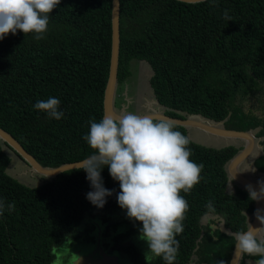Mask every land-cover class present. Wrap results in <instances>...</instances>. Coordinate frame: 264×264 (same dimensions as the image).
Listing matches in <instances>:
<instances>
[{
    "label": "trees",
    "instance_id": "1",
    "mask_svg": "<svg viewBox=\"0 0 264 264\" xmlns=\"http://www.w3.org/2000/svg\"><path fill=\"white\" fill-rule=\"evenodd\" d=\"M225 11L230 20L224 19ZM110 17L111 0H61L49 16L44 39L17 32L0 41V128L43 167L82 161L91 154L83 136L89 121L99 122L103 115ZM132 60L149 65L153 99L167 116L201 115L223 121L227 130H258L257 136L264 138V116L236 104L264 83V0H120L118 96L131 75ZM48 97L60 100V120L34 109ZM177 130L187 135L186 129ZM189 147L191 159L204 168L192 191L181 193L189 209L184 231L176 237L175 264H229L234 249L230 233L246 230L254 210L247 191L236 185L233 192L227 189L226 165L242 146L215 148L191 141ZM11 155L22 160L0 141V199L6 206L15 203L14 210L5 207L0 215V264H53L57 257L70 264L78 245L97 242L91 226L84 229L83 242L73 233L81 223L96 227V221L112 229L113 248L125 252L130 264H146L133 246L142 224L119 212V184L107 168L101 175L113 195L100 209L86 199L92 189L85 172L41 177L40 184L29 187L6 172ZM261 160L264 150L254 165ZM210 201L212 207H207ZM211 214L216 218L203 223ZM256 259L245 256L239 264ZM151 264L163 261L155 258Z\"/></svg>",
    "mask_w": 264,
    "mask_h": 264
},
{
    "label": "clouds",
    "instance_id": "2",
    "mask_svg": "<svg viewBox=\"0 0 264 264\" xmlns=\"http://www.w3.org/2000/svg\"><path fill=\"white\" fill-rule=\"evenodd\" d=\"M61 0H0V41L9 34L22 32L37 41L44 39L49 16ZM224 19L230 20L227 11ZM60 100L48 97L38 100L34 109L45 113L49 119L60 120ZM90 128L83 136L91 154L79 164L86 173L92 191L86 199L102 209L113 190L104 187L102 171L108 169L110 177L119 184L117 203L126 211L127 219L142 224L139 239L147 243L144 258L151 264L160 258L163 264H175L179 250L176 239L184 231L183 221L189 205L184 195L189 194L200 182L204 165L195 163L189 147V136L177 130L168 118L153 119L147 115L127 112L119 117L104 115L97 122L89 121ZM255 171V169L253 170ZM234 179V177H233ZM259 191L246 186L249 199H264V181H258ZM207 207H212L208 202ZM5 207L11 212L15 203L5 205L0 199V215ZM256 218L264 225V216L257 211ZM234 240L236 258L259 257L254 264H264V227L254 228L248 220L246 230L230 233ZM53 253L57 252L53 248ZM75 257L79 264L80 257ZM53 264H62L57 257ZM223 264V262H219ZM251 264V261H249Z\"/></svg>",
    "mask_w": 264,
    "mask_h": 264
},
{
    "label": "water",
    "instance_id": "3",
    "mask_svg": "<svg viewBox=\"0 0 264 264\" xmlns=\"http://www.w3.org/2000/svg\"><path fill=\"white\" fill-rule=\"evenodd\" d=\"M181 3L194 4L204 2L206 0H175ZM111 48L110 59L108 68V77L103 93L102 110L103 115H112L113 117H119L125 114V107L121 111L115 109V97L118 85L117 73L119 65V51H120V0H111ZM152 106L149 107V111L140 115H147L153 119L168 118L175 122L176 126L186 129V131L194 130L199 131L205 135L204 139L211 142V144H201L214 147L223 148L232 145L242 146L239 152L227 163L226 171L228 175V182L233 183L246 191V186L251 185L256 191H259L258 181H264V178L254 180L251 176L246 174V170L243 167L245 162L251 164L257 158L256 150L261 151L262 146L259 145V139L255 135V131H234L224 128L223 121L214 122L201 115H189L183 119L173 118L167 116L161 108H155L153 105L158 106V102L153 99L149 101ZM0 141L5 143L11 148L15 154H17L27 165L28 171L34 175L41 176L46 179H53L69 170L79 169L81 161L74 163L63 164L56 168L43 167L36 159L30 155L22 145L7 131L0 128ZM214 145V146H213ZM234 177V179H233ZM253 213L251 215L250 224L254 228L264 227L256 218L257 211L261 216H264V199L253 201ZM241 258H236L235 247L231 254L229 264H239Z\"/></svg>",
    "mask_w": 264,
    "mask_h": 264
},
{
    "label": "rangeland",
    "instance_id": "4",
    "mask_svg": "<svg viewBox=\"0 0 264 264\" xmlns=\"http://www.w3.org/2000/svg\"><path fill=\"white\" fill-rule=\"evenodd\" d=\"M130 72V77L121 85V92L119 93V96L116 92L115 109L119 112L123 107H125V113L134 112L139 115L147 113L149 111V107L154 104L149 102L153 100V95L149 86L151 69L146 62L132 60L130 62ZM236 104H241L244 110L249 113H252L259 117L264 116V83H261L259 85L258 91L255 94H251L245 98L237 100ZM153 107L161 108L160 106L156 105H153ZM187 136L190 137L192 142L198 144H201V142L204 144H211V142L204 139L205 135H203L199 131L189 130L187 131ZM11 158L13 159V161L6 171L10 176L18 179V181L20 180L21 183L29 187H34L42 182L41 176L30 173L28 171V165L25 164L22 160H19L14 155H11ZM250 165L251 162H245V164L243 165L246 170V174L248 175L251 171ZM254 166L255 169L264 174V161L261 160L259 162H256ZM234 186L235 184L229 183L227 189L233 192ZM119 212L121 214H126L125 210H120ZM86 218L89 219L90 217L87 216ZM215 218L216 216L212 214L207 215L203 217L202 222L207 223L208 221ZM97 222L98 221H96V227L98 231L96 230V227H94L90 223H81L80 228L83 229L81 230L79 228L76 232L73 233L74 237H81V240L83 242L84 237H86V233L84 231L85 228L91 226L90 232H97V242H88V244L91 243L90 246L87 244H80L78 245L79 249L74 251L76 253V256L80 257L79 264H130L128 255L125 252L120 253L118 248H113L114 244H112L111 241L114 240V238H112L114 233H112V229H108L107 227L102 226L101 223ZM218 227L221 228L222 231L230 233L228 230H225L223 228V225L220 224L218 225ZM107 231L109 232V234ZM128 243H132V241ZM133 243V246L136 248L137 252L144 257L145 252L148 251L147 243L141 241L140 239H135ZM116 253L117 255H114ZM70 264H75V258L71 261Z\"/></svg>",
    "mask_w": 264,
    "mask_h": 264
},
{
    "label": "flooded vegetation",
    "instance_id": "5",
    "mask_svg": "<svg viewBox=\"0 0 264 264\" xmlns=\"http://www.w3.org/2000/svg\"><path fill=\"white\" fill-rule=\"evenodd\" d=\"M257 131L258 130H255V135H256V137L260 140L259 141V145H261L262 146V150L261 151H257L256 150V156H257V158L256 159H258L261 155H263V150H264V138L263 137H259V136H257ZM255 159V160H256ZM254 160V161H255ZM254 161H253V163L250 165V169H251V171H250V174H249V176H251L254 180H259V179H262V178H264V174L263 173H260L257 169H255V166H254ZM255 169V171H253ZM248 175V174H247Z\"/></svg>",
    "mask_w": 264,
    "mask_h": 264
},
{
    "label": "crops",
    "instance_id": "6",
    "mask_svg": "<svg viewBox=\"0 0 264 264\" xmlns=\"http://www.w3.org/2000/svg\"><path fill=\"white\" fill-rule=\"evenodd\" d=\"M251 264H254V262H251Z\"/></svg>",
    "mask_w": 264,
    "mask_h": 264
}]
</instances>
